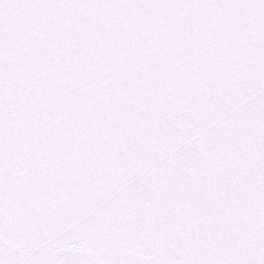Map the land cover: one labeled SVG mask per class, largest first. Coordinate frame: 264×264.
I'll return each mask as SVG.
<instances>
[{
    "label": "snow or ice",
    "instance_id": "snow-or-ice-1",
    "mask_svg": "<svg viewBox=\"0 0 264 264\" xmlns=\"http://www.w3.org/2000/svg\"><path fill=\"white\" fill-rule=\"evenodd\" d=\"M0 264H264V0H0Z\"/></svg>",
    "mask_w": 264,
    "mask_h": 264
}]
</instances>
